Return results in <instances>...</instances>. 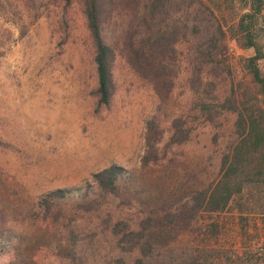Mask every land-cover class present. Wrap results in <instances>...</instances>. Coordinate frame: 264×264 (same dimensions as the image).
<instances>
[{
    "label": "rangeland",
    "instance_id": "obj_1",
    "mask_svg": "<svg viewBox=\"0 0 264 264\" xmlns=\"http://www.w3.org/2000/svg\"><path fill=\"white\" fill-rule=\"evenodd\" d=\"M221 12L216 18H201L202 29L208 31L203 32L205 48L213 53L204 60L202 76L212 83V97L233 95L258 112L264 109L261 96L243 64L253 50L232 40L239 6L224 5ZM58 13L52 0L33 7L20 0H0V233L11 229L28 235L33 229L28 217L41 195L83 186L113 164L132 173L134 186L143 192L140 196L152 205H176L216 181L220 159L235 138L234 115L215 107L208 119L192 109L187 79L194 53L189 47L176 45L177 79L159 111H154L150 87L121 64L111 106L98 107L83 18L72 8L65 27ZM260 20L264 29V18ZM258 65L264 71V59ZM152 113L166 127L181 116L190 140L174 147L166 161L142 169L143 121ZM239 204L236 198L222 213L198 215L192 227L176 231L166 250L207 255L213 264H264L260 253L258 259L245 256L263 247L264 216L241 213ZM210 224L217 226L212 234ZM38 259L39 264L44 261ZM8 261L7 256L0 264Z\"/></svg>",
    "mask_w": 264,
    "mask_h": 264
},
{
    "label": "trees",
    "instance_id": "obj_2",
    "mask_svg": "<svg viewBox=\"0 0 264 264\" xmlns=\"http://www.w3.org/2000/svg\"><path fill=\"white\" fill-rule=\"evenodd\" d=\"M20 1L33 7L41 0ZM206 1L52 0L60 25L66 27L72 8L83 18L98 107L111 106L117 89L115 73L121 64L150 87L154 111H159L177 79L176 45L186 44L194 53L187 79L192 109L208 119L215 107L232 113L235 138L220 159L216 181L190 192L176 205H152L140 196L143 192L134 186L132 173L114 164L94 173L83 186L41 195L28 217L33 227L28 235L11 229L0 233V260L8 256L6 264H39V257L43 264H185L189 258L190 264H213L207 255L176 253L166 246L178 229L192 227L198 215L222 213L236 198L241 213L264 216V109L257 112L233 95L211 96L214 88L204 81L202 66L213 53L205 48L203 32L208 31L202 29L201 19L208 14L216 18L224 5L239 6L232 40L253 50L243 64L264 107V71L258 65L264 59L260 34L264 33L260 26L264 0ZM217 31L224 35L221 25ZM142 138L140 167L145 169L166 161L174 147L186 144L190 130L181 116L166 127L152 113L144 118ZM216 230L210 224L208 233ZM258 253L264 255V244L245 256L258 259Z\"/></svg>",
    "mask_w": 264,
    "mask_h": 264
}]
</instances>
